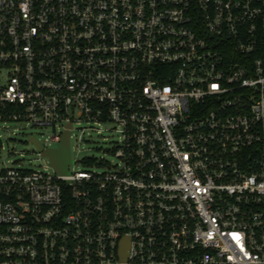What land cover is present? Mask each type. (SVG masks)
Wrapping results in <instances>:
<instances>
[{"label":"built area","instance_id":"2783aa9c","mask_svg":"<svg viewBox=\"0 0 264 264\" xmlns=\"http://www.w3.org/2000/svg\"><path fill=\"white\" fill-rule=\"evenodd\" d=\"M9 121L118 138L0 167V264H264V0H0Z\"/></svg>","mask_w":264,"mask_h":264},{"label":"rangeland","instance_id":"374dc122","mask_svg":"<svg viewBox=\"0 0 264 264\" xmlns=\"http://www.w3.org/2000/svg\"><path fill=\"white\" fill-rule=\"evenodd\" d=\"M88 126L86 123H81L75 125L72 130L69 141L70 155L76 163L70 168L106 170L107 165L116 162L111 152L118 138L112 130L114 125L104 122L94 125V129L85 128ZM82 128H85L84 132ZM52 135V128L25 127L22 123L15 121L0 124V167H19L51 173L53 169L46 166L48 158L40 154L33 139L42 145L50 144L57 148L59 144L51 141ZM86 157H92V166H87L83 162Z\"/></svg>","mask_w":264,"mask_h":264},{"label":"water","instance_id":"95a60500","mask_svg":"<svg viewBox=\"0 0 264 264\" xmlns=\"http://www.w3.org/2000/svg\"><path fill=\"white\" fill-rule=\"evenodd\" d=\"M69 133L70 132L67 131L64 134L60 148L55 149V150L47 149L43 152L44 155L49 157V159L51 160L52 166L55 169V171L63 175H66L69 173L68 168H69V164L72 161L71 155H70ZM33 141L35 142L38 149H41V146L38 144V142H36L35 140Z\"/></svg>","mask_w":264,"mask_h":264}]
</instances>
